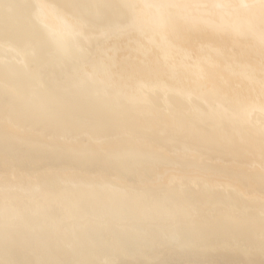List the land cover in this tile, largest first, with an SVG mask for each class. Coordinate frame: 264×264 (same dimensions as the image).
<instances>
[{
	"label": "bare ground",
	"instance_id": "obj_1",
	"mask_svg": "<svg viewBox=\"0 0 264 264\" xmlns=\"http://www.w3.org/2000/svg\"><path fill=\"white\" fill-rule=\"evenodd\" d=\"M0 134V264H264V0H0Z\"/></svg>",
	"mask_w": 264,
	"mask_h": 264
},
{
	"label": "water",
	"instance_id": "obj_2",
	"mask_svg": "<svg viewBox=\"0 0 264 264\" xmlns=\"http://www.w3.org/2000/svg\"><path fill=\"white\" fill-rule=\"evenodd\" d=\"M3 138L1 137V134H0V142H1V140ZM12 144L15 145L14 142H12ZM20 147L23 150H24V148H26V150L31 149L32 150L31 153H35L33 155H36L37 154V149H33V148L29 147V146H26V147L20 146ZM45 153H47V151ZM53 153L59 155V154H62V151L57 150V151H54ZM47 154H49V152ZM49 241H52V244H50ZM43 243H44V247H45L44 248V251L45 252H43L41 248L39 250L45 254V255H42V257H43V259L45 260L46 263H48V261L51 260V257L52 258L55 257L56 260H59L60 258H63V257H64L63 260L67 259V257H66L67 250L65 249V246L64 245H61V243L59 241L53 240L51 237H46L45 238V242H43ZM46 263H41V264H46Z\"/></svg>",
	"mask_w": 264,
	"mask_h": 264
}]
</instances>
